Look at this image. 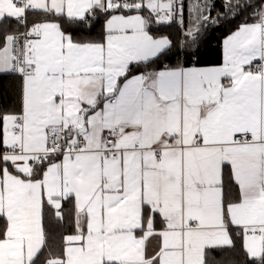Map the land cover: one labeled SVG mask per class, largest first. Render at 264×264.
<instances>
[{"label": "snow or ice", "instance_id": "6c2138e0", "mask_svg": "<svg viewBox=\"0 0 264 264\" xmlns=\"http://www.w3.org/2000/svg\"><path fill=\"white\" fill-rule=\"evenodd\" d=\"M222 7L0 0V264H264V0Z\"/></svg>", "mask_w": 264, "mask_h": 264}, {"label": "trees", "instance_id": "16d2710c", "mask_svg": "<svg viewBox=\"0 0 264 264\" xmlns=\"http://www.w3.org/2000/svg\"><path fill=\"white\" fill-rule=\"evenodd\" d=\"M216 11H223V0H214ZM216 12H213V16H215ZM239 21H236L238 23ZM227 29L223 26L210 28L208 30V43L205 45L203 51L208 57H214L218 51L221 40L223 36L226 34Z\"/></svg>", "mask_w": 264, "mask_h": 264}, {"label": "built area", "instance_id": "2783aa9c", "mask_svg": "<svg viewBox=\"0 0 264 264\" xmlns=\"http://www.w3.org/2000/svg\"><path fill=\"white\" fill-rule=\"evenodd\" d=\"M186 2H187V0H186Z\"/></svg>", "mask_w": 264, "mask_h": 264}]
</instances>
